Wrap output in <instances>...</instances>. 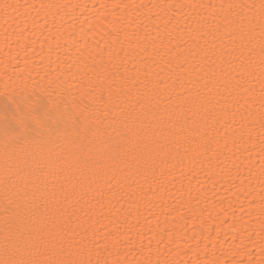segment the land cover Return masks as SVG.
Returning a JSON list of instances; mask_svg holds the SVG:
<instances>
[{"label":"bare ground","instance_id":"6f19581e","mask_svg":"<svg viewBox=\"0 0 264 264\" xmlns=\"http://www.w3.org/2000/svg\"><path fill=\"white\" fill-rule=\"evenodd\" d=\"M4 2L20 7L18 12L9 9L8 18L0 12V92L6 86L10 92L46 90L54 104H67L76 111L95 103L84 87L88 82L84 73L98 54L107 62V45L116 37L120 43L113 50L122 44L129 53L125 61L128 75L138 72L142 80L148 69L150 87L161 97L155 110L158 116L183 103L187 93L175 83L181 72L185 87H191L189 80L195 83L198 79L197 61L189 58L183 69L178 68L189 49L204 47L219 37L213 59L220 67L251 59L255 75H246L233 95L224 92L227 104L216 105L213 100L220 120L215 154L200 157L195 145L189 150L172 147L170 154L165 150L155 161L158 179L148 183L135 175L126 179L128 172L116 171V165L108 161L122 183L102 185L101 202L97 203L99 196L97 200L90 196L83 206L91 211L78 215L81 223L90 226L85 254L88 249H99L100 259L130 264H145L149 259L153 264H264V135L258 123L264 111L260 107L264 76L259 68V42L250 58L248 50L239 41L232 43L228 35L238 28L229 21L240 19L241 12L239 8L229 10L228 5H259L260 0H0ZM202 25L207 35L199 30ZM160 80L165 83L158 85ZM202 84L196 85L201 91ZM235 85L231 81L229 90ZM105 109L110 116L101 127L111 125L107 131L115 142L119 134L113 129L122 124L119 118L113 123L111 115L127 110V100L123 94H114L110 103L100 105L101 116ZM5 144L0 119V250L6 220L10 221L6 200L19 199L17 193L25 191L31 194L30 181L35 179L27 171L20 172L6 189V169L18 172L17 164L25 166L10 151L6 159ZM56 191L61 195L58 184ZM106 234H111L107 240ZM96 259L93 254V264Z\"/></svg>","mask_w":264,"mask_h":264},{"label":"snow or ice","instance_id":"6c2138e0","mask_svg":"<svg viewBox=\"0 0 264 264\" xmlns=\"http://www.w3.org/2000/svg\"><path fill=\"white\" fill-rule=\"evenodd\" d=\"M19 7L7 2L0 3V12L8 18L11 16L9 9L18 12ZM223 7L220 6L221 9ZM228 8L241 9L240 19L229 21V24L238 25L236 31L228 33L232 43L239 41L251 58L256 53V42H259V68L261 76H264V0H260L259 5L238 4L228 5ZM244 9H247V13ZM199 30L208 34L203 25ZM216 39L219 37L207 41L204 47L197 46L195 50H188L189 56L185 57L178 68L183 69L191 58L197 61L195 68H199L203 75L197 72L195 83L189 80L191 87H185L181 72L175 83L187 95L181 94L183 103L176 104L172 111L166 109L160 116L156 115L155 110L161 97L150 87L148 69L145 68L142 80L138 72L128 75L125 61L129 53L122 44L119 50H113L120 43L118 37L107 45V62L98 54V57H93L91 68L84 73L88 77L84 87L93 96L95 103L85 105L80 111L67 104H54L46 90L21 89L19 92H10L6 86L0 92V119L6 137V159L10 151L11 156L25 166L17 164L18 172L6 169L5 187L7 189L10 183L14 184L20 172L27 171L29 176H35L30 181L31 194L25 191L17 193L19 199L6 200L5 214L10 217V221L6 220L5 224L0 264H93V254L97 257L95 264H130L120 260L100 259L99 249H88L86 255L90 226L81 223L82 217L78 213L87 215L91 211L83 206L90 202L87 199L90 196L91 200H97L99 196L97 203L101 202L102 185L114 187L122 183L116 171L125 170L128 172L126 179L135 175L148 183L158 179L155 161L165 150L170 154L172 147L179 149L184 146L185 150H189L195 145L200 157L217 152L219 141L216 136L219 132L216 125L220 124V120L215 116L213 100L216 105L222 101L227 104L224 92L228 96L233 95L245 76H254L255 71L251 67V59L248 63H229L228 68L220 67L217 60L213 59L216 55ZM104 51L101 49V52ZM121 52H124V57H121ZM223 63L221 59L220 64ZM121 68L124 70L121 71ZM233 80L236 85L229 90L228 86ZM201 81L203 91L196 87ZM164 83L163 80L157 81L158 85ZM114 94L118 97L123 94L127 100V110H121L118 116L111 115L113 123L119 118L122 124L121 128L113 129L119 134L115 142L112 134L107 131L111 125L101 127L109 119L110 113L105 109L103 115H100V105L110 103ZM216 96L221 99H216ZM168 98L171 99L170 94ZM260 107L264 109V81ZM220 110L225 111L223 107ZM258 123L264 135V111ZM8 138H11V143L7 142ZM108 161L116 165V171ZM120 165H123V169ZM57 184L61 194L59 196ZM74 223L75 227L72 226ZM109 235L106 234V240ZM66 240L71 241V244L66 245ZM104 250L107 251V244ZM145 264L153 262L149 259Z\"/></svg>","mask_w":264,"mask_h":264}]
</instances>
